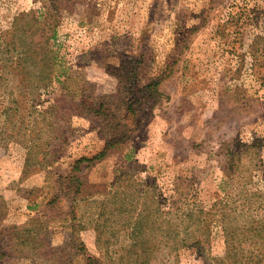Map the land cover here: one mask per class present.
<instances>
[{"label":"rangeland","instance_id":"rangeland-1","mask_svg":"<svg viewBox=\"0 0 264 264\" xmlns=\"http://www.w3.org/2000/svg\"><path fill=\"white\" fill-rule=\"evenodd\" d=\"M92 97L125 136L72 170L110 135ZM199 210L175 255L139 251ZM247 219L264 224V0H0V264H214ZM237 237L264 264V229Z\"/></svg>","mask_w":264,"mask_h":264},{"label":"trees","instance_id":"trees-1","mask_svg":"<svg viewBox=\"0 0 264 264\" xmlns=\"http://www.w3.org/2000/svg\"><path fill=\"white\" fill-rule=\"evenodd\" d=\"M154 84L156 85V83H154ZM155 85H154V87H155ZM149 87H150V85H149ZM154 87H153V91H155ZM77 105L81 108V110L84 114H86V115L91 114V115H94L98 118H103V120L106 122V127L108 128L110 135L108 136V139L105 142V146L103 147V149L101 151L97 152L91 158L80 157L79 159H77L75 161L74 165L72 166V170H80L78 165L82 161L91 162L94 160L102 159L103 156L107 153L108 149H111V148L117 149L118 148L117 144L120 141H122V138L125 136L124 132H126V130H124V125H120L119 123L115 122V120H114V113L113 112L115 111V109L110 111L109 110L110 107L105 106L103 103H100L99 100H97V98L92 97L89 99V101L84 100V101H82V103H79ZM71 180L75 181L76 186H77V188H76V190H74V192L76 194H79L78 188L82 184H84V181L83 180L79 181L78 177H72ZM195 213H196L195 215L192 212L189 213V216L191 218V223H190L191 226H190V224L188 226L192 227V230H190V231L185 230L184 236L181 237V239L178 240L180 231L176 227V225L169 224L168 226L164 227V229L162 230L163 236H165L164 240H160L155 244H153L151 242V245L146 247L145 243H144V245H142L143 240L138 239L139 251L141 253H143L144 251L147 250V248L150 247V249H152V252H156L158 245L162 244L164 250L168 253V255H170L171 253H174V255H175L176 252L178 251L179 247L186 245V242H185V239L187 238L186 236H189V234L192 233L193 230L195 229L194 221L196 218L200 217L201 210L195 211ZM254 221H255L254 219H247L246 225H244V226L240 225V227H239V225L237 224L233 228L231 227V225L229 227V224L227 222L224 223V225H223L224 243H225L224 254L219 259H216V262H214V264H242L243 263L244 254L242 253V247L239 246L240 241H238L239 237H237V236L243 235V237H244L248 233L249 234L255 233L259 236L264 229V224H262L258 221V223H256L254 225L253 224ZM196 222H198V221H196ZM136 228H138V230L140 232L142 225H139V226L136 225L135 226V228H134L135 233L137 232ZM205 229L207 230L206 225H205ZM203 239L204 240H200V241L197 240V242L195 244L201 245L204 242L208 241V235L206 234L205 237H203ZM136 241L137 240H134L133 244H135ZM250 257H251V254H249L247 256V258H250ZM92 264H95V263L92 262Z\"/></svg>","mask_w":264,"mask_h":264}]
</instances>
